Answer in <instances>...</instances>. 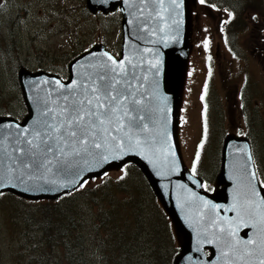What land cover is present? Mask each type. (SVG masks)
I'll use <instances>...</instances> for the list:
<instances>
[{
	"label": "rangeland",
	"instance_id": "1",
	"mask_svg": "<svg viewBox=\"0 0 264 264\" xmlns=\"http://www.w3.org/2000/svg\"><path fill=\"white\" fill-rule=\"evenodd\" d=\"M253 1L254 5L246 10L244 19L234 27L235 31L236 28L238 30L235 33L237 55L234 57L223 44L218 31L220 20L226 17L225 12L216 4L209 7L196 0H188V43L174 113V140L186 171L191 173L199 161L205 175L215 173V181L211 184L214 192L219 188L215 177L220 167V163L217 167L218 151H221L224 138L228 135L248 137L246 139L252 145L255 157H260V175L264 181V62L261 63L253 54L260 52L261 59H264V44L257 43L258 34L262 41L264 37L258 32V28L264 29V0ZM85 7L86 0H0L1 117L21 121L27 114L21 88L19 85L17 88L14 81L20 68L30 72H47L50 69L49 73L66 80L70 61L92 47L103 45L114 57L118 56L122 35L118 11L85 13ZM253 39L254 42H251ZM79 44H82V49L76 48ZM131 170L136 171L133 167ZM122 172L120 167L109 168L94 177L96 180L88 182L89 191L85 192V197L81 196L84 191L75 194L78 197L73 204L75 208L79 204L80 208L78 217L83 227L82 235H85V254L92 264H121L99 254L101 244L94 223L98 221L96 210L107 205L101 199L106 187L96 188V185H102V180L115 181ZM131 182L141 185V190L137 192L141 201L148 196L143 219L157 222V230L163 227L168 230L167 237L162 239L165 242L161 243V253L166 247L170 248L171 255L176 247L180 251L183 237L176 231L153 190L150 191L136 176H130L127 185ZM262 188L264 191V186ZM117 196L124 197L122 193ZM149 198L155 201L154 205ZM41 205L51 206L49 203ZM64 207L62 203L57 209L61 211ZM153 208L163 213L165 217L162 221L148 217ZM37 209L38 206L8 195L0 196V264H42L43 259L35 258L41 248L43 253H48L50 264L51 259L63 258V249L54 241L48 246L37 240L40 231L26 227L23 215L26 211L40 215ZM145 227L136 241L137 260L144 259L152 264L154 259L149 257L152 241H146L149 222H145ZM134 228L135 223H132L128 229ZM126 230L127 227L123 232L126 233ZM143 252L146 255L140 258ZM169 255L164 253L166 262L170 259ZM127 264H139V261Z\"/></svg>",
	"mask_w": 264,
	"mask_h": 264
},
{
	"label": "water",
	"instance_id": "2",
	"mask_svg": "<svg viewBox=\"0 0 264 264\" xmlns=\"http://www.w3.org/2000/svg\"><path fill=\"white\" fill-rule=\"evenodd\" d=\"M86 6L92 13L97 10L107 13L119 6L122 14L120 57L115 58L103 45L92 47L69 63L66 81L45 71L30 72L20 68L17 78L28 114L22 122L0 116V160L4 161L0 171L10 163L5 151L12 156L18 155L13 152L12 135L6 139L5 135L19 132L23 136L25 129L30 133L41 119L43 101H48L47 106L53 108L61 103H52L61 91H68L67 88L62 90L60 84L87 82L88 76L94 75L100 64H111L104 53L118 62L123 59L125 66L139 77L132 83L138 89L136 98L144 101L139 114L145 116L144 123L150 129L141 134L142 139L147 138V143L132 148L125 145L122 154H117L120 158L109 155L106 162L89 157L87 162L79 165L78 176H49L57 184H43V187L56 188L70 179L77 187L83 179L133 162L183 237L181 251L173 264H228L222 255L228 251V243L240 241L242 244L250 238L264 237V233L258 231L256 219L245 214L247 202L251 200L259 205L264 200V192L257 177L250 175L255 170L252 157L248 159L250 144L245 137L228 135L224 138L217 174L220 188L212 196L198 189L201 180L188 173L180 162L173 120L188 42V0H176L175 3L172 0H162V3L161 0H86ZM4 183L8 181L5 179ZM22 187L8 186L0 191H10L30 200H55L65 191H72L71 186L60 191L33 189L28 192L22 191ZM260 210L264 211V205H260ZM229 232L234 235L229 236ZM204 250L209 251L208 257Z\"/></svg>",
	"mask_w": 264,
	"mask_h": 264
},
{
	"label": "snow or ice",
	"instance_id": "3",
	"mask_svg": "<svg viewBox=\"0 0 264 264\" xmlns=\"http://www.w3.org/2000/svg\"><path fill=\"white\" fill-rule=\"evenodd\" d=\"M199 2L206 4L207 0ZM104 55L111 64H100L94 75L88 76L87 82H74L65 86L56 81L62 90L67 88L68 91H61L57 100L52 101L53 104L61 102L55 108L48 107V101H43L41 119L30 133L25 129L23 136L19 132L5 135V139L12 135L13 152L18 155L12 156L5 151L10 163L0 171V189L23 186L22 191L25 192L33 189L60 191L71 186V190H75L76 183L71 179L56 188H44L43 184H57L49 176H78L79 165L87 162L89 157H98L106 162L109 155L114 159L120 158L117 154H122L125 145L132 148L147 143V138L142 139L141 134L148 133L150 129L144 123L145 116L139 114L144 101L136 98L138 89L132 83L139 77L125 66L123 59L118 62L108 53ZM128 64L135 67L130 61ZM0 164H4V161L0 160ZM250 175L253 178L256 176L255 173ZM5 179L7 184L4 183ZM13 180L16 183H12ZM83 186V182L79 183V187ZM4 194L0 191V196ZM69 194L70 191L64 192V195ZM260 205H264V200L259 205L248 201L245 214L250 219H256L258 231L264 233V211L260 210ZM228 235L234 233L229 232ZM227 248L228 251L222 255L228 264H255L256 261L264 264V237L250 238L242 244L233 241L227 244Z\"/></svg>",
	"mask_w": 264,
	"mask_h": 264
},
{
	"label": "trees",
	"instance_id": "4",
	"mask_svg": "<svg viewBox=\"0 0 264 264\" xmlns=\"http://www.w3.org/2000/svg\"><path fill=\"white\" fill-rule=\"evenodd\" d=\"M206 4H216L217 6L219 5L218 7H220L223 11L228 12V15H226L225 18L220 20V23L218 25V31L219 36L225 47L232 53L236 54L237 50L235 45V33L236 31L238 32V30L236 28L235 31L234 27L235 25H237L238 22L244 19L246 10H248L249 7L254 5V1L207 0ZM85 13H89L86 7ZM241 33L242 32H240V34ZM76 48L82 49L83 46L82 44H79ZM46 71L51 72L50 69H47ZM14 77L16 87L19 88L18 80L16 76ZM19 98L22 101L21 95ZM22 107L24 108L23 103ZM218 153L219 159L217 161V167H219L220 163V151H218ZM251 155L256 175L259 180L263 183L264 181L260 175L261 167L259 165V162L261 163V160L260 157H258V159L255 157L252 145ZM200 166L201 162L198 161L195 166V172H192L195 176L201 178V190L205 191L208 194H213L214 189L211 184L213 183V181H215V173L213 175L207 176L205 175L204 171L200 169ZM131 167H133L136 171H132ZM121 169L123 172L117 177L115 181L107 182V180H102V185L95 184L96 188L104 186L107 189L105 192L102 193V195H104L105 197H101L104 202L106 201L107 205L101 210H96V219L98 221L94 223V228L99 236L101 244L99 254H102V256H104L105 258H111L115 262H119L121 264L132 263L135 261H139V264H149L148 261H145L144 259L137 260L139 258L137 256L139 252L136 248V241L139 235L143 230L146 229L145 222H149L148 237H146V241H152L151 250L149 251V257L153 258L154 262L152 261L151 263L171 264L174 257L179 254V248L176 247L175 250L172 251V255L169 247H166L163 253H161V243L162 241L165 242L164 236L167 237L168 230H165L164 227L162 229L158 227L159 230L162 231L160 232L159 230H157L156 227L158 226L157 222H154L153 220L150 221L143 219L144 210L146 209L145 201L148 199V196H145V198L141 201L138 198L139 193H137L139 192V190H141V185L136 182H131L129 186L127 185L128 178L130 176H136L137 178L142 180L144 184H146L150 191H152L147 179L134 163L128 162ZM121 176H123V179H120ZM92 180H96V178L85 179L83 181V187L78 186L77 189L70 192L69 195L62 194L57 200H54L52 202L48 200L39 199L27 200L22 197L15 196L9 192H4V196L8 195L13 199H19L20 201H24L28 204L38 206V209L36 211L39 212L40 215H34L26 211V214L23 215V218L25 221V225L28 229L30 228L35 231L41 232V235H39L37 239L38 241L42 240V242H45L48 246H50V243L54 241L55 244L58 245V247L63 249V258L59 260L51 259V264H92L88 255L85 254V235H82L83 232L81 231V228L83 227H81L82 223L79 221L78 217L80 216L79 204L78 208H75L73 204L74 199L78 197L75 194L79 191H84V194L82 193L81 196L85 197V192L89 191L87 184L89 181ZM119 193H122L124 197L118 198L117 195ZM121 200L127 201L123 202ZM149 201L153 202L152 205H154L155 201L152 200V198H149ZM42 203H49L51 206L47 207L41 205ZM62 203L65 204V207L61 211H59L57 208ZM126 205L129 206L131 210L127 208ZM107 212L109 213L107 214ZM148 217L153 218L157 221H159L158 219L162 221L163 217L165 216L163 215V213L160 214L155 208H153ZM132 223H135V228L131 229V231L128 228ZM126 227L127 230L126 233H124L123 231ZM61 241L64 242L61 243ZM35 248L36 247H34V249ZM164 253H167L168 255L170 254V259L168 262H166V259L164 258ZM145 255L146 252L140 253V258L144 257ZM36 257H40L41 259H43L42 264H50L48 259V253H43L42 248L41 251L37 253V256H35V258Z\"/></svg>",
	"mask_w": 264,
	"mask_h": 264
},
{
	"label": "flooded vegetation",
	"instance_id": "5",
	"mask_svg": "<svg viewBox=\"0 0 264 264\" xmlns=\"http://www.w3.org/2000/svg\"><path fill=\"white\" fill-rule=\"evenodd\" d=\"M258 32H260V33H262V34H264V29H262V28H258ZM257 43L258 44H264V37H263V41H262V38L260 37V35L258 34L257 35ZM251 42H254V39H253V41H251ZM263 42V43H262ZM252 53H253V51H252ZM253 54H255V56H256V58L261 62V63H263L264 62V59H261V53L260 52H257V53H253Z\"/></svg>",
	"mask_w": 264,
	"mask_h": 264
}]
</instances>
